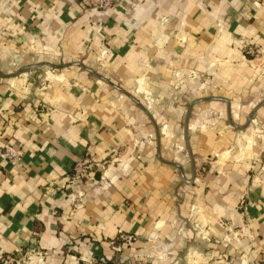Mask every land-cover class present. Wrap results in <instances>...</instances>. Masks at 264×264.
Segmentation results:
<instances>
[{
    "label": "crops",
    "instance_id": "crops-1",
    "mask_svg": "<svg viewBox=\"0 0 264 264\" xmlns=\"http://www.w3.org/2000/svg\"><path fill=\"white\" fill-rule=\"evenodd\" d=\"M89 256L264 264V0H0V264Z\"/></svg>",
    "mask_w": 264,
    "mask_h": 264
},
{
    "label": "built area",
    "instance_id": "built-area-1",
    "mask_svg": "<svg viewBox=\"0 0 264 264\" xmlns=\"http://www.w3.org/2000/svg\"><path fill=\"white\" fill-rule=\"evenodd\" d=\"M113 1L114 0H93L95 6L101 9H106L110 7ZM3 153L11 157L12 159L18 158V154L8 147H6L3 150ZM90 162L91 160L89 157H84L76 161V163L73 166V175L77 178L80 177L83 171L89 168ZM135 239H136V235L134 233L119 231L115 239L110 240V247L114 250H120L123 244L130 243ZM77 264H121V262L116 259H99L94 256H89Z\"/></svg>",
    "mask_w": 264,
    "mask_h": 264
},
{
    "label": "rangeland",
    "instance_id": "rangeland-1",
    "mask_svg": "<svg viewBox=\"0 0 264 264\" xmlns=\"http://www.w3.org/2000/svg\"><path fill=\"white\" fill-rule=\"evenodd\" d=\"M259 65L261 66V63H260ZM149 96H151V93L149 94ZM146 100H147V104H148V103L150 104L149 101L155 102V104H156V99L154 98L153 95L151 96V100L149 99V97H147ZM146 100H145V101H146ZM145 103H146V102H145Z\"/></svg>",
    "mask_w": 264,
    "mask_h": 264
}]
</instances>
